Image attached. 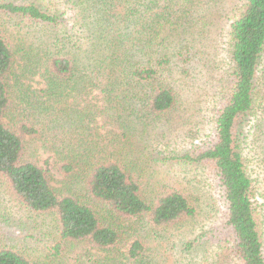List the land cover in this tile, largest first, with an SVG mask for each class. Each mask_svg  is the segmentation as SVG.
I'll return each instance as SVG.
<instances>
[{
	"label": "trees",
	"instance_id": "trees-1",
	"mask_svg": "<svg viewBox=\"0 0 264 264\" xmlns=\"http://www.w3.org/2000/svg\"><path fill=\"white\" fill-rule=\"evenodd\" d=\"M37 1L0 0V178L25 208L54 216L58 251L85 247L80 264H160L141 240L126 242L122 223L141 220L152 238L199 212L198 198L181 184L147 194L142 160L151 152L143 139L147 124L180 108L174 75L189 76L191 53L201 33L210 34L200 7L212 10L214 0H68L73 28ZM6 22L35 29L23 36L24 50ZM229 35L228 89L209 140L177 159L216 178L228 254L238 264H264V196L248 173L242 139L245 122L264 111L257 99L264 0H246ZM106 120L111 128L101 134ZM23 249L1 244L0 264H39Z\"/></svg>",
	"mask_w": 264,
	"mask_h": 264
},
{
	"label": "rangeland",
	"instance_id": "rangeland-1",
	"mask_svg": "<svg viewBox=\"0 0 264 264\" xmlns=\"http://www.w3.org/2000/svg\"><path fill=\"white\" fill-rule=\"evenodd\" d=\"M37 2L48 11L64 14L65 18L69 19L68 27L73 28L74 19L70 17H74L75 12L68 0ZM245 2L246 0H214L212 10H207L205 3V7H200L199 16L201 14L206 17L204 22L210 24V34L206 37L201 33V40H198L191 53L189 76L184 78L180 74L174 75L180 108L162 116L156 124L146 123L148 136L143 141L147 143L146 148L151 154L146 153L147 156L142 160V174L145 172L146 175L141 178V182L147 194L157 195L162 186H170L173 189L181 184L198 198L196 205L199 212L196 218L186 220L178 227L168 228L167 231L159 233L158 237H146L152 234L141 220L127 219L122 223L126 242L131 244L141 240L148 250L147 255L160 264H196L204 260L220 264H238L235 256H231L227 251L230 244L225 241L222 229L225 206L216 178L208 167L187 164L177 158L193 152L194 148L209 140L215 111L223 103L228 89L232 66L228 56L230 25L240 14ZM4 29L12 37L13 43L23 50V36H26V32H35L34 28H27L25 23L18 26L6 22ZM48 31H40V36L47 35ZM75 33L77 39L80 35L77 28ZM262 66L260 73L264 72V61ZM177 78L179 80H176ZM30 95L33 97L31 93ZM257 99L258 103H264V73L259 77ZM18 102L12 94L13 110ZM98 120H101V117ZM106 124L107 120L100 122V126L104 127L101 134L111 128ZM263 133L264 111L257 109L245 122L242 139L244 141L245 137L243 153L258 196H264V164L261 163L264 161ZM44 152L45 149L39 151L42 162L48 156ZM5 184L0 178V245L8 244L19 250L24 248L39 264H80L78 254H82L85 247L80 245V248L74 251L65 245L58 251L54 216L28 210ZM259 203H262V198ZM260 212L258 221L264 239V208H260Z\"/></svg>",
	"mask_w": 264,
	"mask_h": 264
}]
</instances>
